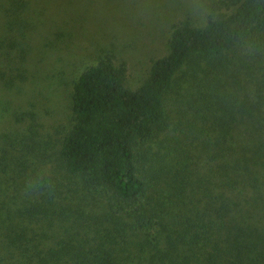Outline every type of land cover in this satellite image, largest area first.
Returning <instances> with one entry per match:
<instances>
[{
    "label": "trees",
    "instance_id": "trees-1",
    "mask_svg": "<svg viewBox=\"0 0 264 264\" xmlns=\"http://www.w3.org/2000/svg\"><path fill=\"white\" fill-rule=\"evenodd\" d=\"M220 2L135 90L109 57L86 68L48 151L0 130V264H264V0ZM25 7L0 0V56ZM189 72L207 85L187 144L164 103Z\"/></svg>",
    "mask_w": 264,
    "mask_h": 264
},
{
    "label": "rangeland",
    "instance_id": "rangeland-1",
    "mask_svg": "<svg viewBox=\"0 0 264 264\" xmlns=\"http://www.w3.org/2000/svg\"><path fill=\"white\" fill-rule=\"evenodd\" d=\"M220 1L24 0L26 38L21 46L19 39L1 46L0 72L7 84L0 82V130L46 140L48 151L69 126L72 85L86 68L109 57L125 68L124 86L135 90L151 62L166 54L172 27L184 21L203 26L210 13L224 11ZM1 24L0 15V39ZM206 85V78L186 73L165 99L166 131L176 125L184 143L193 142L188 109Z\"/></svg>",
    "mask_w": 264,
    "mask_h": 264
}]
</instances>
